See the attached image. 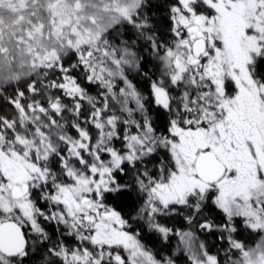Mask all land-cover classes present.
<instances>
[{
    "label": "snow or ice",
    "instance_id": "snow-or-ice-1",
    "mask_svg": "<svg viewBox=\"0 0 264 264\" xmlns=\"http://www.w3.org/2000/svg\"><path fill=\"white\" fill-rule=\"evenodd\" d=\"M0 264H264V0H0Z\"/></svg>",
    "mask_w": 264,
    "mask_h": 264
}]
</instances>
